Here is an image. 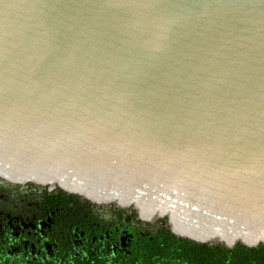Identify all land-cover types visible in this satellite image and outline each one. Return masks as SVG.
Returning a JSON list of instances; mask_svg holds the SVG:
<instances>
[{
  "label": "water",
  "instance_id": "water-1",
  "mask_svg": "<svg viewBox=\"0 0 264 264\" xmlns=\"http://www.w3.org/2000/svg\"><path fill=\"white\" fill-rule=\"evenodd\" d=\"M0 185L264 245V0H0Z\"/></svg>",
  "mask_w": 264,
  "mask_h": 264
},
{
  "label": "flooded vegetation",
  "instance_id": "flooded-vegetation-1",
  "mask_svg": "<svg viewBox=\"0 0 264 264\" xmlns=\"http://www.w3.org/2000/svg\"><path fill=\"white\" fill-rule=\"evenodd\" d=\"M163 240L160 222L133 211L0 185V264H162Z\"/></svg>",
  "mask_w": 264,
  "mask_h": 264
},
{
  "label": "trees",
  "instance_id": "trees-1",
  "mask_svg": "<svg viewBox=\"0 0 264 264\" xmlns=\"http://www.w3.org/2000/svg\"><path fill=\"white\" fill-rule=\"evenodd\" d=\"M162 228L166 240L156 248L162 253V264H264L262 244L253 247L236 244L232 248L221 244L189 245L172 239L164 225Z\"/></svg>",
  "mask_w": 264,
  "mask_h": 264
}]
</instances>
